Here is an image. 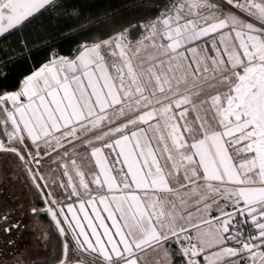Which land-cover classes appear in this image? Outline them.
<instances>
[{"label": "snow or ice", "instance_id": "6c2138e0", "mask_svg": "<svg viewBox=\"0 0 264 264\" xmlns=\"http://www.w3.org/2000/svg\"><path fill=\"white\" fill-rule=\"evenodd\" d=\"M152 8L0 0V152L43 205L0 212V264H264V0ZM42 17L75 47L17 75Z\"/></svg>", "mask_w": 264, "mask_h": 264}, {"label": "trees", "instance_id": "16d2710c", "mask_svg": "<svg viewBox=\"0 0 264 264\" xmlns=\"http://www.w3.org/2000/svg\"><path fill=\"white\" fill-rule=\"evenodd\" d=\"M77 6L83 5L86 11H90L94 14V19L103 18L107 14H112L111 25L114 28L121 26H128L129 24H135L142 21L145 17L155 16L156 12L152 8V3H161L163 0H72ZM143 3L144 6L137 8L136 4ZM40 20H44L47 24L48 21L45 18H39L33 21V24L29 27L32 31V39L36 40V43L32 45L34 49H38L33 52V59L28 64H18L15 68V74L26 73L33 66H39L45 57V53L48 49L43 45L47 43H53V46L60 50L62 55H69V49L75 47V43L70 39H64L70 32L74 31L76 25L72 20H61L53 28L47 30H41ZM65 24L73 25V28H66ZM100 27H104L101 25ZM59 242L57 241V247ZM56 247V248H57Z\"/></svg>", "mask_w": 264, "mask_h": 264}, {"label": "flooded vegetation", "instance_id": "af4514ba", "mask_svg": "<svg viewBox=\"0 0 264 264\" xmlns=\"http://www.w3.org/2000/svg\"><path fill=\"white\" fill-rule=\"evenodd\" d=\"M18 161H14L12 156L7 153L0 152V212L16 210L18 214L19 205H23L26 210L35 208H41L43 205L38 201L34 195V190L25 186L23 177H17ZM46 167L43 166V171ZM16 216H13L15 219ZM25 222L29 224V227L33 230V235L39 236L42 232H47L49 229V221L45 214L40 213L35 216H25ZM26 235H29L26 233ZM6 238L0 234V252L4 254L0 255V260H9L10 250L4 252L3 241ZM57 247V240L51 241L50 250L55 251Z\"/></svg>", "mask_w": 264, "mask_h": 264}, {"label": "rangeland", "instance_id": "374dc122", "mask_svg": "<svg viewBox=\"0 0 264 264\" xmlns=\"http://www.w3.org/2000/svg\"><path fill=\"white\" fill-rule=\"evenodd\" d=\"M43 166L48 167L47 164H45V163L43 164ZM48 170H49V168H48V169L45 168L43 172H44L45 174H46V173L48 174Z\"/></svg>", "mask_w": 264, "mask_h": 264}, {"label": "crops", "instance_id": "0c3cea01", "mask_svg": "<svg viewBox=\"0 0 264 264\" xmlns=\"http://www.w3.org/2000/svg\"><path fill=\"white\" fill-rule=\"evenodd\" d=\"M29 147H31V145H29ZM45 164H47V166H48L47 162H45ZM52 167L55 168V165H52ZM46 168L48 169L49 167H46ZM48 173H49V170H48ZM46 175H47V173H46Z\"/></svg>", "mask_w": 264, "mask_h": 264}]
</instances>
